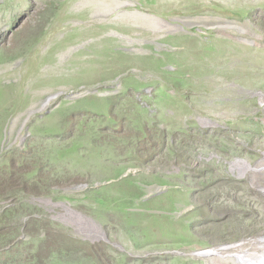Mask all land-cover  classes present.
I'll list each match as a JSON object with an SVG mask.
<instances>
[{"label": "rangeland", "instance_id": "obj_1", "mask_svg": "<svg viewBox=\"0 0 264 264\" xmlns=\"http://www.w3.org/2000/svg\"><path fill=\"white\" fill-rule=\"evenodd\" d=\"M0 93V264L264 253V0H0Z\"/></svg>", "mask_w": 264, "mask_h": 264}, {"label": "trees", "instance_id": "obj_2", "mask_svg": "<svg viewBox=\"0 0 264 264\" xmlns=\"http://www.w3.org/2000/svg\"><path fill=\"white\" fill-rule=\"evenodd\" d=\"M191 65V63H190ZM179 69H181V71H184L185 69L187 70L188 68L186 67H182V64H179ZM140 86V85H139ZM1 93H0V99H1ZM232 157V156H230ZM65 234V237L62 240H57L56 242L52 241V247L55 249V251L57 252V254H55L53 257H43V258H37L34 260L28 259L26 261H22V262H17V258L15 259L14 264H52L54 261H56L57 259H59L58 257H61L60 260L64 261V257H66L67 259L71 260L72 258H75L76 255L78 253H81V250L77 248V250L74 248V242H73V238L71 235L69 234ZM44 250L45 252L48 251V244L45 243L44 244ZM50 258V259H49ZM39 260H48L45 261V263H39ZM159 264H164L162 258H160ZM168 264V263H166Z\"/></svg>", "mask_w": 264, "mask_h": 264}, {"label": "bare ground", "instance_id": "obj_3", "mask_svg": "<svg viewBox=\"0 0 264 264\" xmlns=\"http://www.w3.org/2000/svg\"><path fill=\"white\" fill-rule=\"evenodd\" d=\"M52 100V99H51ZM247 165L245 166L242 163L236 164V169H247ZM264 241V239L262 240ZM216 252V251H214ZM236 257L238 258L239 264H264V253H253L248 251H240L236 253Z\"/></svg>", "mask_w": 264, "mask_h": 264}, {"label": "clouds", "instance_id": "obj_4", "mask_svg": "<svg viewBox=\"0 0 264 264\" xmlns=\"http://www.w3.org/2000/svg\"><path fill=\"white\" fill-rule=\"evenodd\" d=\"M231 158L235 159L234 156H232ZM238 161H239V163H242L240 160L237 159V160L233 161V163L231 164V170H232V172H233L234 174H235V172L238 170V169L235 168V165H236V164H239ZM242 164H243V163H242ZM244 165H245V164H244ZM238 171H240V169H239ZM75 224H77V223H75ZM62 227H63V232L66 233V234H69V235H70V233L72 232V230L69 229V228H66V229H65L64 226H62ZM55 231H56V230H55ZM56 233H57V231H56ZM80 242H83V243L89 244V247L92 248V249H93V247H96V246L98 245L97 243H94V242H91V241H87V240H83V239H80ZM203 252H206V251H203ZM203 252L198 253V254H199L198 256H202V255H200V254L203 253ZM76 257H77V255H76ZM76 257H75V258H76Z\"/></svg>", "mask_w": 264, "mask_h": 264}, {"label": "water", "instance_id": "obj_5", "mask_svg": "<svg viewBox=\"0 0 264 264\" xmlns=\"http://www.w3.org/2000/svg\"><path fill=\"white\" fill-rule=\"evenodd\" d=\"M59 95H56L55 96V98H57ZM52 97H54V96H52ZM51 97L48 99V103L51 101ZM238 163H239V161H238ZM225 248H231V247H224L223 249H225ZM215 251V250H214ZM214 251H212V250H207L206 252H203V253H201L200 255H202V256H207L208 254H215L216 252H214Z\"/></svg>", "mask_w": 264, "mask_h": 264}, {"label": "flooded vegetation", "instance_id": "obj_6", "mask_svg": "<svg viewBox=\"0 0 264 264\" xmlns=\"http://www.w3.org/2000/svg\"><path fill=\"white\" fill-rule=\"evenodd\" d=\"M130 117V116H129Z\"/></svg>", "mask_w": 264, "mask_h": 264}]
</instances>
